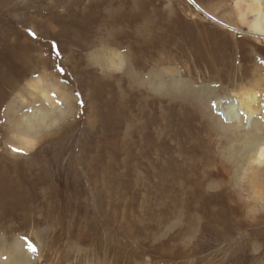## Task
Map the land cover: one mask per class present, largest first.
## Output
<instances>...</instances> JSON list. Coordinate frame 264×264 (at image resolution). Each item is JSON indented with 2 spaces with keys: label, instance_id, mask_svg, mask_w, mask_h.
<instances>
[{
  "label": "rangeland",
  "instance_id": "374dc122",
  "mask_svg": "<svg viewBox=\"0 0 264 264\" xmlns=\"http://www.w3.org/2000/svg\"><path fill=\"white\" fill-rule=\"evenodd\" d=\"M235 1L0 0V264L18 244L29 249L31 264H264V166L249 181L248 171L227 162L214 134L204 154L201 127L206 120L216 127L218 113L211 105L179 113V102L151 87L158 71L168 75L192 57L169 63L157 40L163 27L154 25L228 35L240 47L225 51L227 62L220 50L212 66H192L193 81L216 86L213 98L256 91L255 116L264 120V39L249 34ZM143 28L158 31L144 47ZM127 58L144 84L127 75ZM39 75L55 86L48 93L56 111L51 126L35 128L32 144L7 117L18 110L20 119L40 104L26 87ZM11 101L21 108H10ZM163 113L165 121L176 113L171 141L195 162L175 200L158 196L150 176L160 167L155 117ZM166 135L160 142L170 145Z\"/></svg>",
  "mask_w": 264,
  "mask_h": 264
},
{
  "label": "bare ground",
  "instance_id": "6f19581e",
  "mask_svg": "<svg viewBox=\"0 0 264 264\" xmlns=\"http://www.w3.org/2000/svg\"><path fill=\"white\" fill-rule=\"evenodd\" d=\"M234 5L238 10V14H236L239 15L241 21L248 26L250 31L249 34L253 37L264 39V0H236ZM248 15L252 16L250 20L246 19ZM157 26H162L163 29L161 32L165 33L163 40H157L160 41L161 50H165L167 52L166 53L164 51L169 57V63L176 62L180 64L182 58L185 57L184 59H186L190 56L192 57L186 59L187 64H189L190 61L189 66L186 64L183 65V67L180 66L178 70L172 71H170L169 68L168 72L170 73L168 75H164L161 71H158L157 77L153 79L155 81L151 82L152 89H157L159 96L167 98L171 104L175 101L179 102L180 105L178 107V111L182 114L184 109L190 112H196L200 105L203 108L211 105L214 111L218 113L219 119H216L218 121L215 120L216 127H213L209 120L204 121V126L201 127L206 131V135L203 137V146L205 145L203 150L204 154L206 149L211 151L210 148L213 146L214 142L211 141V138L208 135L214 134L217 139L215 144H217L222 151L224 149L226 152H223L228 155V158H226L227 162L230 165H233V167H237V169L243 168L251 173L250 175L247 173L246 176L247 179L251 181L254 176L253 172L259 170L260 166H264V120L262 118H256L255 116V114L259 111V104L257 103L258 93L250 89H241L238 91H232L228 96H225V94L221 97L213 98L216 86L210 87L207 85L200 88L196 86L193 81V72L191 68L192 66L197 67L199 62L200 65H205L207 60H209L207 67L212 66L213 59L221 56L220 50L223 52L225 61L227 62L226 59L229 56L225 51H228V53L231 54V51L234 50V48L240 47L239 42L237 39H232L228 35L227 37L226 35L224 36V40L215 39V37L205 35L203 33L205 30H200L196 26L187 27L188 29L186 31L182 30L178 25L169 22L154 25V29ZM151 30L153 29L143 28L142 30L140 39H142L143 47L145 46V41L148 36H151L153 33L154 35H158L157 30L149 34ZM223 46L225 50H222ZM219 64L220 61L218 65ZM133 69L132 63L127 58L125 69L127 75L132 79L134 84L137 82L144 84L146 80L144 82V80L142 81V79H138L137 77L139 74ZM218 69L219 68L217 67V70ZM150 73H156V71H151ZM216 75L219 76V73ZM42 79L44 78L42 77ZM42 79L39 75L30 79L26 83V87L32 88V90L29 91L30 95H37L40 100V104L35 105L30 112H25L20 119L15 115V113H18V110H13L12 117H7L12 126H16L21 130L19 131L16 129L20 132L18 136L23 138L25 141H31L32 144L35 141L33 138L39 136L37 135V129L43 127L44 125L47 127L51 126L49 123L52 121L54 122L55 119L53 109L56 111V108L52 105L54 100L52 95H49L48 93V91H50L49 87L55 86H47L43 84ZM57 93L63 101L61 105H65V107L66 105L68 106L69 103L67 102L69 97L67 96V93L62 91ZM18 97H20L21 101L22 96ZM20 106L21 104L18 101H11L9 105L10 108L16 109L21 108ZM164 114L165 113L161 114V116L159 115L155 117V119L159 120V122L155 124L159 125V129L156 128L158 129V132L156 130L157 139L159 138L160 141H163L162 135L167 133V138L171 136L170 145H166L160 141L158 142L156 139L159 143L156 145L158 150L155 149L157 150L156 160L160 164V167L157 173L153 170L150 176L153 177V179H157V185L161 187L158 191V196L161 195L163 200H166L165 198L168 196H170L168 199L175 200L177 192L180 193L181 187L184 191L183 188L185 187V184H183V180H191L190 173L188 171L193 168L195 162L193 154L183 152L180 145L171 141L177 139L176 132L173 129L176 113H174V118L171 117L170 120L166 121L164 120ZM197 130H199V126L194 125L192 131L197 133ZM221 132H224V134L219 136ZM186 136L191 138V136L187 133ZM196 146L197 151H199V143ZM164 159H166V161H164ZM152 164L156 166L155 162ZM213 167L215 172L220 171L216 165V161L214 162ZM207 172L208 170L206 171L203 169L199 172V175L204 177L205 173L206 177ZM142 175L143 174L141 172L140 176L138 175V181L141 183L146 181V178ZM233 177L237 179L236 175ZM167 185L169 186V189L167 190L170 194L163 192ZM21 247L22 246L18 244L15 250L16 255L9 254L4 262L6 264H31L28 256L29 249L27 251L26 247H23V249H21Z\"/></svg>",
  "mask_w": 264,
  "mask_h": 264
},
{
  "label": "snow or ice",
  "instance_id": "6c2138e0",
  "mask_svg": "<svg viewBox=\"0 0 264 264\" xmlns=\"http://www.w3.org/2000/svg\"><path fill=\"white\" fill-rule=\"evenodd\" d=\"M32 248V251H36L35 247L34 246H30Z\"/></svg>",
  "mask_w": 264,
  "mask_h": 264
}]
</instances>
